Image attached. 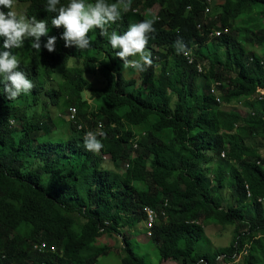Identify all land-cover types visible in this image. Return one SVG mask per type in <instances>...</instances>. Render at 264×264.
Segmentation results:
<instances>
[{
    "label": "trees",
    "instance_id": "trees-1",
    "mask_svg": "<svg viewBox=\"0 0 264 264\" xmlns=\"http://www.w3.org/2000/svg\"><path fill=\"white\" fill-rule=\"evenodd\" d=\"M46 4L18 0L23 14L49 27L40 52L26 39L20 61L33 89L9 100L0 77V264H102L111 248L92 246L112 235L122 241L121 264H146L128 238L145 222V206L159 217L150 240L161 263L238 264L242 255L245 264H264V207L245 214L264 201V157L247 143L264 139V57L253 49L264 47V0H132L109 33L155 21L146 46L153 63L144 72L125 67L98 29L88 49L66 48ZM140 5L159 11L142 13ZM215 29L225 32L210 40ZM51 36L49 53L43 45ZM178 39L186 49L198 46L203 73L177 52ZM208 44L224 54L204 55ZM2 45L0 38V51ZM216 83L221 104L210 92ZM239 103L254 115L222 108ZM72 106L88 130L103 125L99 153L86 150V131L66 120ZM62 130L70 132L66 141L47 139ZM225 168L233 200L227 208L212 180L217 170L222 186ZM206 223L234 227L227 254L197 252ZM41 243L56 252L35 251Z\"/></svg>",
    "mask_w": 264,
    "mask_h": 264
},
{
    "label": "clouds",
    "instance_id": "clouds-1",
    "mask_svg": "<svg viewBox=\"0 0 264 264\" xmlns=\"http://www.w3.org/2000/svg\"><path fill=\"white\" fill-rule=\"evenodd\" d=\"M132 0H69L66 6L60 5V0H47L46 11L55 13L51 24L53 27L63 28L60 39L64 46L75 47L79 50L88 49L91 46L89 33L98 29L100 36H107L112 49H119L116 56L124 62L125 67H131L138 72H144L151 67L152 54L147 50L149 34L154 32L153 19H146L140 23L132 24L123 34L116 31L109 33L112 24L121 19L122 12L131 8ZM18 0H0V38H3V49L0 51V77L5 81L3 91L7 93L9 100L18 98L21 94H28L34 85L24 71L20 70V60L14 49H21L25 39H31V47L40 52L41 37L48 35L49 27L45 20L29 18L26 14L19 13L15 9ZM59 5V7H58ZM56 37L51 36L43 47L49 52L54 51ZM178 53L188 55L182 40L176 41ZM134 58V59H130ZM9 123H14L9 120ZM106 134L101 130L89 131L84 138L86 150L99 153L103 144L97 138Z\"/></svg>",
    "mask_w": 264,
    "mask_h": 264
},
{
    "label": "rangeland",
    "instance_id": "rangeland-1",
    "mask_svg": "<svg viewBox=\"0 0 264 264\" xmlns=\"http://www.w3.org/2000/svg\"><path fill=\"white\" fill-rule=\"evenodd\" d=\"M221 1L222 0H213V2L215 3V6L219 5ZM137 9L141 10L142 13L144 12L146 13L147 11H150L151 13L156 14L159 11L158 6H155L154 8L148 10V8L145 5H140L139 7H137ZM15 10L19 13H23V7H21L18 4ZM96 31L97 29L93 30L92 33H95ZM26 43H27V40L25 39L23 43V47L21 49L16 50V54L20 61L24 54L25 48L27 47ZM72 48H74V46ZM253 49L259 56L264 57V47H254ZM202 53L204 55H208L212 57L215 54L217 57H220L224 54V50L220 49L219 51H216L212 44H208L202 48ZM203 82H204V79H201L199 81L200 84H202ZM91 104L93 105V102H91ZM222 108L227 109V110L236 109L241 113V115H251L249 114L250 109L244 108V106L241 103L233 104L230 106H223ZM53 111L54 110H52V112ZM156 120H157V116L153 115L150 117L148 123H152ZM146 126H147L146 124L137 126L135 127V131L139 132V130L143 129ZM69 133H70L69 131L65 133L62 130V132L60 133L51 134L50 136L47 137V139L54 141L56 143L61 142V141H66L70 137ZM247 143L252 147L259 148L262 156L264 157V139L262 138L248 139ZM223 163L227 168H229V164H227L224 161ZM227 168H225V171H224L225 177H224L222 186L218 185V180L220 177H219V174H216L217 170L214 172L212 176L213 186L217 188L215 191V195L221 196V198H223L222 206L225 208H227L228 206H232L233 204V200H231L232 198L231 189L228 185V169ZM263 207H264V201L262 205H257V204L255 206L250 205L248 208V211L245 214L246 216L252 215L254 212L260 211ZM142 227L143 226L141 225L139 226L137 225L135 228V231L134 229H131V231L133 230L134 235L128 236V238H131L134 252L138 256V258H140L141 260H144L146 264H161V258H160V254H158L159 249L157 245L153 242L146 244L138 239V237L141 234H143L142 229H144V234L146 233V229ZM204 228H205V236L203 240L197 243V252L213 254V252L217 250H222L224 251L225 254H227L226 252H229V248L233 241L234 227L230 225L220 226V225H215L213 223H206L204 224ZM126 232H128V230ZM94 246L97 249H100V247L101 248L110 247L111 248L110 250H112L110 253V257L104 259L102 261V264L105 262H108L111 264H121V259L123 257V252H122L123 246H122V241L117 236L112 235V236L104 237L103 239L99 240L96 244H94L92 247ZM244 261H245V258L244 259L238 258V261L234 260V262L238 264H245ZM218 263H221V261L219 260Z\"/></svg>",
    "mask_w": 264,
    "mask_h": 264
},
{
    "label": "built area",
    "instance_id": "built-area-1",
    "mask_svg": "<svg viewBox=\"0 0 264 264\" xmlns=\"http://www.w3.org/2000/svg\"><path fill=\"white\" fill-rule=\"evenodd\" d=\"M210 3H211V0H208V4H210ZM210 12H211V7L207 6L206 9H205V15L207 16ZM223 32H225V31H221L219 29L213 30L210 33V35H209L210 40H212L215 37H219ZM197 49H198V46H194V47H192L190 49H187V50H190L189 54L188 55H184V57L187 60L188 64H190V65L196 64L198 72L199 73H203L206 63H204V62H198V64L196 63L198 61V58H197V55H196ZM217 85H218V83L213 84L212 87H211L210 92H211V94L213 96H215L216 103L221 104V100H220V98H219V96L217 94V90H216V86ZM258 94H259L258 99L260 101H264V89L263 88H259L258 89ZM249 114L254 115V113L251 110L249 111ZM65 118H66L67 121H69L70 123L75 125L77 127L78 131L82 132L83 130H85L86 131L85 135L90 131V130H88L86 128V126H84L83 124H81L79 122L78 110H77V108L75 106H72V107L69 108L68 113H67ZM10 124H12V123H10ZM101 130L104 132V127H103V125L99 124V126L96 128V130H92V132H98V131H101ZM85 135H84V138H85ZM97 138H101V137L98 136ZM136 147H137V145L135 144L134 148H136ZM221 156L224 158L225 157V152H223ZM132 157L134 158L135 154ZM104 159L106 160L107 158H104ZM128 166H129V164L126 165L127 168H128ZM247 197L248 198L250 197V193L249 192H247ZM143 213L146 215L145 222H144L145 226H146V230H147L146 231V235L150 239L151 236H152V229L155 227L159 217H158L157 212H155L153 209H151L148 206H145L143 208ZM34 249H35V251H38L40 253L47 252L49 250H51L52 252H56V248L52 247L50 249V247H49V245L47 243L36 244L34 246ZM238 258L242 259V255H237L235 257V261H238Z\"/></svg>",
    "mask_w": 264,
    "mask_h": 264
},
{
    "label": "crops",
    "instance_id": "crops-1",
    "mask_svg": "<svg viewBox=\"0 0 264 264\" xmlns=\"http://www.w3.org/2000/svg\"><path fill=\"white\" fill-rule=\"evenodd\" d=\"M141 226H143L145 229H146V226H145V224L143 223ZM142 227V228H143ZM141 228V229H142ZM143 230V234H141L139 237H138V239L140 240V241H142L143 243H150V242H152L148 237H147V235H146V233L144 234V229H142ZM147 231V230H146ZM132 233H133V231H132ZM134 235V234H133ZM133 238V237H132ZM103 264H111V263H108V262H105V263H103ZM161 264H180L179 262H176V261H173V260H167V261H163Z\"/></svg>",
    "mask_w": 264,
    "mask_h": 264
},
{
    "label": "bare ground",
    "instance_id": "bare-ground-1",
    "mask_svg": "<svg viewBox=\"0 0 264 264\" xmlns=\"http://www.w3.org/2000/svg\"><path fill=\"white\" fill-rule=\"evenodd\" d=\"M226 74V73H225ZM80 113V112H79Z\"/></svg>",
    "mask_w": 264,
    "mask_h": 264
}]
</instances>
